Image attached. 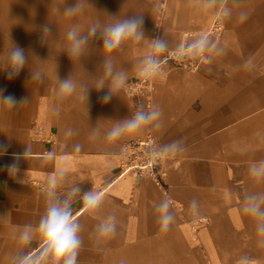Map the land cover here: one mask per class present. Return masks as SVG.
Listing matches in <instances>:
<instances>
[{
    "label": "crops",
    "instance_id": "obj_1",
    "mask_svg": "<svg viewBox=\"0 0 264 264\" xmlns=\"http://www.w3.org/2000/svg\"><path fill=\"white\" fill-rule=\"evenodd\" d=\"M109 1L113 9L119 4ZM162 8L155 36L163 35L170 50L187 34L189 43L199 39L201 31L216 49L205 50L193 71L155 74L150 87L137 94L121 88L106 104L95 93L88 101L79 91L58 97V81L43 75L42 81L30 80V71H38L31 63L11 80L0 70V93L18 103L27 98L11 109L0 102V144L6 146L0 156V264H19L23 255L36 253L39 239L25 245L20 234L24 225L38 224L48 177L60 168L66 170L60 192L78 184L104 196L96 213L79 198L73 203L83 225L77 264H264V236L243 212L246 192H264V182L248 171L253 162L264 160V148L256 143V126L264 125V0H166ZM217 13L223 28L210 35L203 29ZM7 55L0 49V69L7 67ZM249 59L252 66L245 67ZM134 62L123 59L119 67L129 71ZM140 106L158 109L159 120L108 140L116 121ZM148 132L157 146L182 143L183 151L165 156V178L124 172L123 144ZM25 145L31 153L19 161L12 178L6 165ZM165 199L174 216L167 229L157 211ZM110 213L117 218L116 235L102 251L94 230Z\"/></svg>",
    "mask_w": 264,
    "mask_h": 264
},
{
    "label": "clouds",
    "instance_id": "obj_2",
    "mask_svg": "<svg viewBox=\"0 0 264 264\" xmlns=\"http://www.w3.org/2000/svg\"><path fill=\"white\" fill-rule=\"evenodd\" d=\"M86 0H77L76 3L67 5L63 11L59 8L56 12L65 17H75L84 11L83 3ZM227 15V13H226ZM243 19V17H242ZM144 16L132 15L122 19H114L109 23H101L99 21L91 23L85 30L84 26L77 23L73 24L67 30L66 39L68 45L66 54L70 62L81 61L82 57L89 49V42L92 40L102 41V51L104 59L101 62L102 73L100 75H90L91 83L78 82L70 73L67 78L60 79L58 77V97L71 96L79 91L81 99L88 101L89 93L94 88L98 92L106 89V94L102 96V102L108 103L114 97H117L119 90L124 86L127 80V72L124 69L117 70L114 67L112 53L120 49L126 41L133 40L135 42L150 41L149 52L145 54L137 64L140 76L149 77L160 70V66L164 61L159 58L169 51L168 41L163 35H157L148 38L144 31ZM41 27L42 40L52 35L53 28L48 22ZM216 49L213 43L209 47V37L201 36L194 40L185 48L181 44L175 50V55H184L185 52L193 54L203 53L205 50L211 52ZM28 64V54L25 49L13 44L7 55V67L3 70L7 73L8 78L15 79L19 76L22 69ZM252 61L249 59L245 63V67H251ZM30 80L42 81L43 76L40 71H30ZM0 102L7 105L10 109L20 104L26 103L27 98L17 102L16 98L8 95L4 96L0 93ZM54 114H58L57 109H52ZM161 113L158 109L152 108L146 110L143 106L129 117L117 120L114 126L107 132L108 140H117L126 133L136 132L142 127L153 124L159 120ZM159 127V123L155 124ZM96 128L93 129L95 135ZM72 134L69 129L68 135ZM77 149L81 146L77 145ZM183 151L181 141H174L163 146H153L149 150L151 161L156 158L165 157L168 154H176ZM6 152V146L0 144V156ZM31 153V147L25 145L23 153L15 154L14 162L6 165L8 175L16 178L19 172V161L25 160ZM249 176L257 182H264V160L253 162L249 166ZM66 170L57 169L55 174L48 177L47 185L44 189L45 211L41 215L38 224H26L20 234V241L27 245L34 239H39V247L36 253L31 255H23L19 264H77L79 251L83 246V225L74 213L73 203L79 198L85 209L90 213H96L102 206L104 201L103 193L95 189L84 190L80 185H72L64 192H60L59 188L65 181ZM171 202L165 199L157 206L160 213V222L163 229H167L173 221L174 216L170 211ZM191 207L197 209V202L193 200ZM243 212L252 217L257 222V234L264 236V192L249 191L243 196ZM117 218L115 213H110L102 218L96 225L95 244L102 251L103 244L116 235ZM121 264H124L121 261Z\"/></svg>",
    "mask_w": 264,
    "mask_h": 264
},
{
    "label": "rangeland",
    "instance_id": "obj_3",
    "mask_svg": "<svg viewBox=\"0 0 264 264\" xmlns=\"http://www.w3.org/2000/svg\"><path fill=\"white\" fill-rule=\"evenodd\" d=\"M165 1L119 0V4L113 9L109 0H86L83 3L84 11L82 14L75 17H65L58 14L56 9L59 8L62 12L64 7L76 3L77 0H0V49L8 54L13 44L24 48L28 54L27 65L31 63L33 67H36L47 81L56 82L58 77L64 79L72 73L78 82L91 83L90 75L98 76L102 73L101 62L104 59L101 48L102 41H90L89 49L81 61L70 62L66 54L67 30L77 23L83 25L86 30L88 25L97 21L109 23L117 18L143 15L145 35L152 38L155 36L157 26L164 14L165 9L162 8V4ZM215 15L212 16L209 25L203 30L210 28ZM46 22L52 25L53 32L51 36L42 40L40 26ZM170 26L166 29L167 33L170 32ZM181 30H179L180 33L183 32ZM204 32L197 33L203 35ZM183 38L181 43L187 40V38ZM149 44L150 41L148 40L140 42L129 40L120 49L112 53L114 67L117 70L123 69L119 67L121 60L135 61L130 70L126 71L127 80L125 82L138 74V61L147 54V51L149 52ZM178 46L174 49H177ZM106 91L104 89L98 92L93 88L90 93H95L97 101L100 102ZM120 93L119 91L117 96ZM256 128L257 149H262L264 148V125L257 124Z\"/></svg>",
    "mask_w": 264,
    "mask_h": 264
},
{
    "label": "built area",
    "instance_id": "obj_4",
    "mask_svg": "<svg viewBox=\"0 0 264 264\" xmlns=\"http://www.w3.org/2000/svg\"><path fill=\"white\" fill-rule=\"evenodd\" d=\"M222 28V16L216 14L212 20L208 33L210 35H218L221 33ZM189 36L190 34H187L185 35V38H188ZM201 36H205V34L199 35V37ZM182 44H184L185 48H187V45L190 43L187 40H184ZM175 50L176 49L169 50L159 58L164 62L161 64L160 70L155 74L171 69H186L193 71L197 67L198 59L202 58L205 54L204 52L198 54L185 52V54L181 56L175 55ZM154 75L143 77L138 73L133 78L125 82L122 89L128 95L137 94L146 86L152 84V77ZM153 146H157V144L154 137L149 132L143 137L126 141L123 144L121 151L124 159V172L132 171L138 175L156 179L165 178L167 176V170L163 166L165 157L156 158L154 161H151L149 150Z\"/></svg>",
    "mask_w": 264,
    "mask_h": 264
},
{
    "label": "bare ground",
    "instance_id": "obj_5",
    "mask_svg": "<svg viewBox=\"0 0 264 264\" xmlns=\"http://www.w3.org/2000/svg\"><path fill=\"white\" fill-rule=\"evenodd\" d=\"M182 23V22H181ZM170 50V49H169ZM134 62V61H133ZM150 87V85L149 86H146L145 88H149Z\"/></svg>",
    "mask_w": 264,
    "mask_h": 264
}]
</instances>
